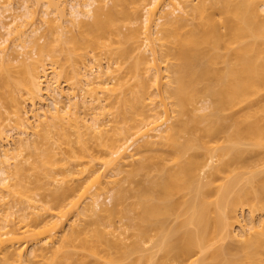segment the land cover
Returning <instances> with one entry per match:
<instances>
[{
  "label": "bare ground",
  "instance_id": "6f19581e",
  "mask_svg": "<svg viewBox=\"0 0 264 264\" xmlns=\"http://www.w3.org/2000/svg\"><path fill=\"white\" fill-rule=\"evenodd\" d=\"M21 1L0 0V264H264V0ZM139 170L129 235L113 191Z\"/></svg>",
  "mask_w": 264,
  "mask_h": 264
},
{
  "label": "rangeland",
  "instance_id": "374dc122",
  "mask_svg": "<svg viewBox=\"0 0 264 264\" xmlns=\"http://www.w3.org/2000/svg\"><path fill=\"white\" fill-rule=\"evenodd\" d=\"M2 1V0H1ZM13 1H15L14 3L15 4H18V5H20L21 4V0H13ZM61 1V0H60ZM74 2L73 0H62V2L64 3L65 2V4L67 5V6H65V8L66 7H68L67 9H68V11H66V12H69V8H70V4L69 3H71V2ZM80 1H82V0H80ZM84 1H86V0H84ZM195 1H197V0H195ZM62 2H60V3H62ZM30 3H32V2H30ZM68 3V4H67ZM111 1L109 2V5H111ZM108 5V6H109ZM38 7V6H37ZM36 8V7H35ZM39 9H41V6H39L38 7ZM37 9V8H36ZM66 9V10H67ZM38 10V9H37ZM25 11V10H24ZM7 12V11H6ZM20 13L22 12V13H24L23 12V8H21L20 9V11H19ZM38 12H39V10H38ZM6 14H8V12L6 13ZM24 17V16H23ZM25 18V17H24ZM8 20V19H7ZM8 21H10V18H9V20ZM44 22H46V21H43V23L40 21V22H37V24L39 23L40 24V30L37 32V36L38 37H41V38H39L40 40H41V42H43L44 40H46L47 38L48 39H50L51 38V40L53 39V34H55V33H53V30L52 29H50L49 27H52V22H50V21H48V22H46V23H48V24H44ZM51 23V24H50ZM38 24V25H39ZM69 27L70 26H72L71 24L70 25H68ZM54 27V26H53ZM55 28V27H54ZM71 28V27H70ZM56 29V28H55ZM71 30H74V31H72V33H77V27H76V29L73 27V29L71 28ZM124 31H127V29L126 28H124L123 29ZM69 31V30H68ZM55 32V31H54ZM52 33V34H51ZM46 36H45V35ZM59 33H57V35H58ZM68 34H70V32H68ZM43 35V36H42ZM56 35V36H57ZM36 36V37H37ZM37 37V38H38ZM47 37V38H46ZM8 43L9 44H12L11 43V40H10V37H9V39H8ZM129 45V44H128ZM96 52H97V50H96ZM21 53V52H20ZM19 53V58H22L24 55H22V53L20 54ZM95 53V52H94ZM97 53H99V52H97ZM97 53H95L96 55H97V57L99 58V60H100V62L101 63H104L105 61H107V59H105L106 58V56L105 55H102L101 54V52L99 53V54H97ZM148 53V52H147ZM18 54V53H17ZM23 54H25V52L23 53ZM103 54H106V53H104V51H103ZM22 55V56H21ZM26 55V54H25ZM91 55V53H89V55L88 56H90ZM148 55V54H147ZM27 56V55H26ZM33 56H34V54H33ZM88 56H87V58L86 59H88ZM105 56V57H104ZM25 57V56H24ZM132 61V59H131V57L129 56V58H128V60H126V62H127V64H128V62L130 63ZM79 64V66L80 65H83V63H82V61H80V62H78ZM106 63V62H105ZM84 64H86V65H89L90 63H88V61L86 60V61H84ZM70 67V66H69ZM68 67V69H70ZM89 67V66H88ZM64 78L66 79V77L64 76ZM62 82L63 83H65V80L62 78ZM67 88V87H66ZM79 91V90H78ZM80 92V91H79ZM203 103V104H202ZM196 104V103H195ZM200 104H202V105H200ZM200 104L198 103V105H200V106H202V107H204V106H207L208 104H209V99H203V100H201L200 101ZM197 105V104H196ZM192 106L193 105H191V109H193L192 108ZM190 107V106H189ZM194 107H196L195 105H194ZM27 108L29 109V106H27ZM201 109V110H200ZM200 109H198V111H197V109H195V111H197L196 113H198V115H202V114H204V113H206V112H208L209 110H210V108H200ZM183 118H187V117H184L183 116ZM228 120V119H227ZM226 120V121H227ZM228 121H230V120H228ZM228 121H227V123H228ZM14 120L12 119L9 123H10V126H13V125H15L14 124ZM199 125H202V124H199ZM13 137V136H12ZM11 137V138H12ZM15 138H12V139H16V136H14ZM55 138H57V136H55ZM72 138V140H74V141H72L71 142V144L72 145H74V146H76L75 144V137L74 136H72L71 137ZM11 139V140H12ZM14 140H12L13 142H14ZM59 143V142H58ZM62 147H63V150L65 149L66 150V152H68L69 151V144H63L62 143ZM43 148H46V145H44L43 146ZM162 151V150H161ZM149 154H151V153H144V157L143 158H141V160L142 159H144L146 156H150ZM69 155V154H68ZM146 155V156H145ZM142 157V156H141ZM140 160V159H139ZM29 173H30V176H31V178H32V186L34 187V191L35 192H33V194L35 193V197H37L39 200L41 199L42 200V204H44L46 207L47 206H49V205H52V204H54V196H55V193H54V187L52 186V185H49L48 184V182L47 181H45V178H44V176H43V174H41V172H32V171H29ZM128 174V175H127ZM126 174V179H125V181L123 182V185H121L120 184V186L119 187H117L116 189H115V191H113V194L115 193V194H118V196H120L121 194H124V197H122L121 198V200H122V203L117 207V209H118V213H117V215H115L114 216V218H113V220H114V222H115V224H118V225H122L123 227H125L127 230V234H131L133 231H134V227H135V222H136V216H137V210H132L131 209V203H133V202H135L136 200H137V196H138V194L140 193V190H139V188L140 187H144V186H146L147 184H148V182H147V174H146V172H144V170L142 171V170H139V172H137V173H132V174H129V173H127ZM206 180V179H205ZM31 186V187H32ZM36 198V199H37ZM105 198H108V197H104L103 198V201L105 200ZM40 200V201H41ZM105 203L107 204V206L108 207H113L114 206V202H113V200H111V199H107V200H105ZM15 209L17 210V213H20V212H22L23 210H20V209H24V206H23V204H18L17 205V207H15ZM244 212L245 213H243L244 214V216L245 217H247L248 216V214H247V209H245L244 210ZM171 218H173V217H171ZM170 218V219H171ZM183 218H179L177 221L176 220H173L172 222H171V225L172 224H175V225H177L179 222H181V220H182ZM246 220H249L248 219V217L246 218ZM183 230H184V228L183 229H181V231H180V233H182L183 232ZM131 239H133V238H131L130 237V239H128V240H131ZM127 242H131V241H127ZM235 243L232 241V240H230V239H226L224 242H219V243H217L215 246H213L212 248H215L216 246H220V245H225V246H229V245H231L233 248H234V245ZM212 248L211 249H209L210 251L207 253V254H205L204 255V259H206V261H208V262H212L213 261V259H211V253L213 252V250H212ZM243 251H241V250H239V251H232V252H227V253H225L223 256H222V260H225V259H237V258H240V257H242L243 256ZM140 254H134L133 255V258H136V257H138ZM197 257H201V255H198ZM35 262V261H34ZM120 263H122V262H120ZM125 263V262H124ZM35 264V263H34ZM172 264H181V262H180V260H172Z\"/></svg>",
  "mask_w": 264,
  "mask_h": 264
}]
</instances>
